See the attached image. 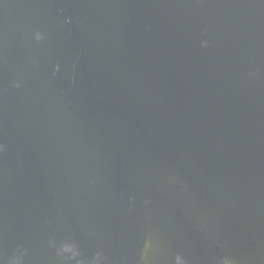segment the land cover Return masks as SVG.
Wrapping results in <instances>:
<instances>
[{"label":"water","instance_id":"water-1","mask_svg":"<svg viewBox=\"0 0 264 264\" xmlns=\"http://www.w3.org/2000/svg\"><path fill=\"white\" fill-rule=\"evenodd\" d=\"M0 264H264V0H0Z\"/></svg>","mask_w":264,"mask_h":264}]
</instances>
